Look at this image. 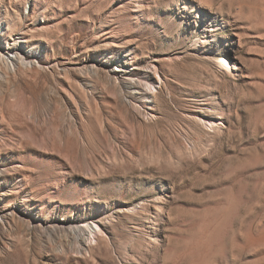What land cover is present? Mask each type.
<instances>
[{"label":"rangeland","instance_id":"obj_1","mask_svg":"<svg viewBox=\"0 0 264 264\" xmlns=\"http://www.w3.org/2000/svg\"><path fill=\"white\" fill-rule=\"evenodd\" d=\"M0 47V264H264V0H0Z\"/></svg>","mask_w":264,"mask_h":264},{"label":"bare ground","instance_id":"obj_2","mask_svg":"<svg viewBox=\"0 0 264 264\" xmlns=\"http://www.w3.org/2000/svg\"><path fill=\"white\" fill-rule=\"evenodd\" d=\"M2 53L3 54H8L9 51L7 50V48H3L0 47V64L4 63L7 61V59L2 58ZM19 60L24 61V58H20ZM5 64V63H4ZM24 64V63H23ZM2 65V64H1ZM6 65V64H5ZM218 65L220 67H222V69L226 70V71H231L233 72L234 70H236L237 68L235 66L232 67L231 64H229V62L227 61V59L223 56H220V58L218 59ZM1 67V66H0ZM93 230L90 228V234H93L92 232ZM71 232H73V234H75L76 236H79L82 232V228L79 227H74L71 228ZM75 236V237H76ZM98 238V237H97Z\"/></svg>","mask_w":264,"mask_h":264}]
</instances>
